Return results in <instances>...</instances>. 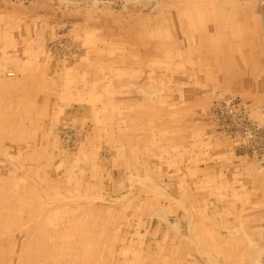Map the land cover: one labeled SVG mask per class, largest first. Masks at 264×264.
Instances as JSON below:
<instances>
[{"label": "rangeland", "instance_id": "rangeland-1", "mask_svg": "<svg viewBox=\"0 0 264 264\" xmlns=\"http://www.w3.org/2000/svg\"><path fill=\"white\" fill-rule=\"evenodd\" d=\"M223 2L0 0V264L147 263L131 219H189L199 178L261 199L264 0Z\"/></svg>", "mask_w": 264, "mask_h": 264}, {"label": "bare ground", "instance_id": "bare-ground-1", "mask_svg": "<svg viewBox=\"0 0 264 264\" xmlns=\"http://www.w3.org/2000/svg\"><path fill=\"white\" fill-rule=\"evenodd\" d=\"M223 1L225 0H221V2ZM242 1L243 0H229V4H226L225 2L223 3L228 5V8L226 9H229L234 13L241 12L242 14L246 15L252 14V12L250 13V11L253 10H249V7H243ZM263 5L264 3L262 4V6ZM219 9H221V11L225 10V8ZM216 10L208 8L200 9L199 7H197L196 14L203 15V17L204 15H207L208 17L214 16L215 21V17H217V15L221 13V11ZM224 13L223 15H225ZM210 21L212 20L210 19ZM197 29L204 30L205 28L203 29L200 25L199 27L197 26ZM206 38V41L208 42L209 40V42H212V45H215V43L219 42L218 39L213 35H208ZM230 49L233 48L231 47ZM187 169H189V167ZM204 173L205 170H203V175H205ZM192 174L199 177L201 175V170L193 169ZM212 182L214 181L203 182L200 178L196 181L195 185H193L195 186V190H193L194 192L198 193V196L194 194V203H190V201L185 203L186 201L182 200V197V199L177 201L178 208L180 207V205L185 208L186 215L184 216H188V212H190L191 214V216H188L190 217L189 241H192L191 245L187 244V242L183 240L185 238H178L177 234H180V227L175 223H170V220L168 218L173 210L170 209L168 211L164 209L162 203H160V205L156 206L155 208L151 207L150 210L147 211V214L149 213L148 215H142L138 216V218L135 217V219H131V222H134V220L137 221V226L133 234H131V237L133 238V240L135 238H138V243L140 244L141 251H143L146 254V257L149 258L147 263L143 261L141 262V264H166L165 262H169L168 264H204L200 263V260L204 256L208 257L211 260L210 262H206V264H261L259 260L264 252L262 251V249L257 247V241H255L256 243L253 242L254 240H250L246 234L241 235V229L238 228L237 225L231 224L229 222V220L233 218L236 219L235 216L232 215V211L234 209V200L237 203L244 205L242 206V212H240V216L242 218L251 219V217L256 218L254 216L255 214L252 212V208L258 206V204L256 203H259V199L256 198L255 200H253L254 203L248 202L252 200L250 198H244L241 201H237L235 198H230L228 199V201L221 200L220 202V200L214 197L211 193L212 191L220 190V187L213 188L211 186ZM82 185L83 184H81L80 186ZM202 192H204L205 194L200 195ZM26 195L28 196V193H26ZM26 207L30 211H32V208H36L35 210L39 209L38 212L42 210V208H40V204L39 206L37 203L32 204V201H29ZM173 209L174 213L177 209L176 207H173ZM207 211L216 213L217 216L221 217V222L217 223L212 219H209L207 217ZM194 212L196 214L195 223H193L194 218L192 217V214H194ZM154 218L158 220L156 222H153ZM179 218L181 219V216H179ZM131 222L130 227L132 226ZM130 227L129 225L127 229L122 227L120 229L121 234H125V236H127ZM254 238H256V236H254ZM166 243H169L170 246L168 251L165 250L167 248ZM1 252L3 254L0 255H4L5 252L2 251V249ZM161 254H163L162 257H160ZM131 255L132 258H130L129 264H140L139 262L136 263V261H139V259H137L136 257V253H131ZM157 257L159 259L156 260ZM152 258H155L156 261L150 260ZM132 259L133 262L131 263ZM3 262H7L6 257L5 259H3ZM83 263L84 262H81L80 264Z\"/></svg>", "mask_w": 264, "mask_h": 264}, {"label": "crops", "instance_id": "crops-1", "mask_svg": "<svg viewBox=\"0 0 264 264\" xmlns=\"http://www.w3.org/2000/svg\"><path fill=\"white\" fill-rule=\"evenodd\" d=\"M248 15V14H247ZM201 30V29H200ZM246 31V29H241V31ZM240 33H243V32H240ZM205 37H207V36H205ZM242 38V37H241ZM243 38H244V36H243ZM206 39L207 38H205V41H206ZM207 42V41H206ZM207 44H209V40H208V42H207ZM243 44V43H242ZM212 54H213V52H211ZM211 53H207L208 54V59H209V61H210V63L212 62V60H210L212 57H211ZM231 142H232V145H234L235 146V144H233V142H235V141H233V140H231ZM234 150V149H233ZM235 151V150H234ZM206 171V170H205ZM242 184L243 183H239V184H237L235 187H233V189H232V187H228L226 190H229V191H234L235 193L236 192H244V191H248L247 189L249 188L248 186H247V184L246 185H243L242 186ZM230 186V185H229ZM241 186V187H240ZM251 187H252V189H250L251 191H253V192H258V187H257V185H251ZM231 189V190H230ZM257 197L258 196H260L261 197V199L259 200V203H256V204H261L262 203V205H263V203H264V193L263 194H258V195H256ZM236 202V201H235ZM233 206H236V208H239V206H244V205H242V204H234V202H233ZM259 207H262L263 208V206H257V207H255V208H259ZM241 208V210L240 211H238V214H232V215H234L235 216V218L236 219H231V220H229V222L231 223V224H234V225H237L238 226V228H240L241 229V235L242 234H246L248 237H249V239L250 240H254L253 242H255V241H257V243L258 244H256L257 245V247H259L260 249H262V251L264 252V243H263V245L261 246L260 245V243H259V240H263L264 239V225L262 224V223H264V218H263V216H262V214H261V216L259 217L258 216V212H257V210H254L253 211V213L255 214H252V215H254L256 218H253V217H251V219H246V218H242L241 216H240V212H242V207H240ZM207 213V217L209 218V219H212L213 221H215V222H221V217H219V216H217L216 215V213H214V212H206ZM180 216V215H179ZM178 216V217H179ZM191 216V215H190ZM185 217H188V216H185ZM192 217L194 218L193 219V223H195V217H196V214H195V212H194V214H192ZM188 218H190V217H188ZM183 219V217H181V219L180 218H178V222L179 223H181V222H183V221H185V220H188V233L185 235V234H182L181 235V238H185V239H189V235H190V228H189V219H185V220H182ZM178 222H176V225H178L179 226V224H178ZM180 227V226H179ZM180 231H182L181 229H180ZM254 236H256V238H254ZM256 243V242H255ZM205 260V261H204ZM210 262L211 260L208 258V257H203L201 260H200V263H204V264H206V262ZM259 262L261 263V264H264V254L261 256V258H260V260H259Z\"/></svg>", "mask_w": 264, "mask_h": 264}]
</instances>
